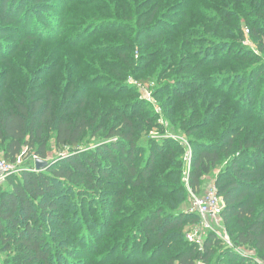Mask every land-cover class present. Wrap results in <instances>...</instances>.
<instances>
[{"label":"trees","instance_id":"16d2710c","mask_svg":"<svg viewBox=\"0 0 264 264\" xmlns=\"http://www.w3.org/2000/svg\"><path fill=\"white\" fill-rule=\"evenodd\" d=\"M130 80L188 137V178ZM53 143L0 185V264H259L187 240L185 184L220 168L231 239L264 260V0H0V159Z\"/></svg>","mask_w":264,"mask_h":264},{"label":"rangeland","instance_id":"374dc122","mask_svg":"<svg viewBox=\"0 0 264 264\" xmlns=\"http://www.w3.org/2000/svg\"><path fill=\"white\" fill-rule=\"evenodd\" d=\"M247 29H248V27L245 26L244 27V40L242 41V45L244 47H249V48L257 51V47L253 44L252 40H250L249 34L247 32ZM132 80H130V82ZM15 81H17V80H15ZM132 85L139 89V91L141 92V98L143 100L147 101L148 103H150L151 105H153V107L155 108L156 113L160 114L159 124L161 125V128L163 129L164 133H162L161 130H160L161 132L160 131H153V132H151V136H153V137H161L162 136V138H166V137L167 138H173V139H176L180 144H183L186 147L187 154H186L185 170L184 171H185V178H188V174H189V170H190V162L187 159V155L189 154L190 151L193 152V147H191V145H189V140H188L187 136L183 135L182 133H180V134L173 133V132L168 130L167 121L163 117V114H162V108L157 105V101H156L157 99L155 97H153V91L156 88V83L154 82L151 85H143L142 86V85H138L134 81H132ZM139 86H141L142 89H140ZM146 95L147 96L150 95V98H146L145 97ZM62 156H64V153H61V151L55 146V143H53L51 151H50L49 156H48V161L47 162H49V163L50 162H54V161L58 160L60 157H62ZM2 159H4V158H2ZM9 163H12L14 165V167H17L18 172L13 174V175H18V176L21 173L19 171H21V170H23L25 168H29L31 166V164H33V163H34V166H35V160L33 159V162H32V159H30L27 156V154L24 155L23 157H19L15 162H9ZM219 172H220V168L217 169L213 173L212 176H209V177L205 178V180L203 182L202 190H201L200 193H196L195 191H192V189H190L188 184L187 183L185 184V188H186L187 195H188L187 204H186L185 208H190L192 206L191 198H193V196L199 197L203 193L205 187H207L208 185L215 184L216 177L218 176ZM197 195H199V196H197ZM223 207H224V205H223ZM211 225L213 227V230L215 231V234L214 233H212V234H214L217 237V239L222 243V245L224 247H227V246L230 247V245H228V243L226 244L224 242V240L228 239V241L232 245V247H231L232 249L231 250H237V252H236L237 255H239L240 257L244 256V258H251V259H254L256 262H258L259 264H264V260H262L257 255V252L255 250H252V249L250 250V249L245 248V247H239V248L236 249V247H235V245H234V243H233V241L231 239L228 227L226 226V224L224 222V218L222 217V214L220 215L218 222H213ZM189 229L190 228L186 229L187 233H188ZM94 236H95L94 241H95L96 245H99V243L101 242L99 236H97V235H94ZM209 236H210V234H209ZM209 236H208V238H209ZM100 245L102 246L101 243H100ZM228 249H230V248H228ZM86 251H88V250H86ZM88 253H92V251L91 252L89 251ZM90 257H92V259H94V258L97 259V257H98V259H99V254L94 253ZM76 258L77 259H84L81 256H76ZM6 259L8 260L7 256H3L2 257L3 261H5ZM199 264H203V263H199ZM213 264H216V262H214Z\"/></svg>","mask_w":264,"mask_h":264},{"label":"built area","instance_id":"2783aa9c","mask_svg":"<svg viewBox=\"0 0 264 264\" xmlns=\"http://www.w3.org/2000/svg\"><path fill=\"white\" fill-rule=\"evenodd\" d=\"M132 83V81H131ZM142 89L141 86H139ZM146 98H150L149 96H145ZM187 159L189 162L192 160V152L190 151L187 155ZM36 161L37 159L34 158ZM23 171V170H21ZM19 171V172H21ZM18 172L17 167H14L12 163L7 162L4 159H0V185L4 184L8 177ZM199 196V195H197ZM192 206L189 208V213L197 215L199 217V223L195 226L190 227L188 233L186 234L187 240L190 243L195 245H200L199 249L202 251L203 245L208 238L209 234L214 233L212 223L218 222L220 215L223 212L225 207L223 199L219 197L218 190L215 184L208 185L204 188L203 193L199 196H193L191 198ZM224 205V207H223ZM226 234V233H225ZM224 242L230 245V249H232V245L228 241V239L224 240ZM236 247V246H235ZM238 247H236L237 249ZM237 252V250H233ZM244 257V256H242Z\"/></svg>","mask_w":264,"mask_h":264},{"label":"water","instance_id":"95a60500","mask_svg":"<svg viewBox=\"0 0 264 264\" xmlns=\"http://www.w3.org/2000/svg\"><path fill=\"white\" fill-rule=\"evenodd\" d=\"M49 166H50V163L45 160H42V159L36 160V163H35L36 171H43L47 169Z\"/></svg>","mask_w":264,"mask_h":264}]
</instances>
